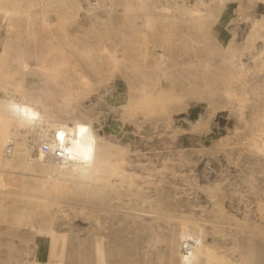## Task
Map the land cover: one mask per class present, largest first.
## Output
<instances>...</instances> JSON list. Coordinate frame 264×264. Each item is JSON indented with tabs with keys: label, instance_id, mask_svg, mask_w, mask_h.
<instances>
[{
	"label": "rangeland",
	"instance_id": "374dc122",
	"mask_svg": "<svg viewBox=\"0 0 264 264\" xmlns=\"http://www.w3.org/2000/svg\"><path fill=\"white\" fill-rule=\"evenodd\" d=\"M1 1L4 9L28 6L27 0ZM135 3L131 13L113 15L117 25L126 22L127 38L93 30L86 11L92 5L82 4L78 17L67 19L57 41L72 55L74 76L83 84L67 82V75L46 76L32 61L29 69L21 65L17 50L38 54L54 40L43 31L41 12L34 18L39 32L28 31L23 21L11 47L0 36L5 50L0 57V131L13 132L7 144L0 137V158L12 160L10 167L0 166V264H180L179 233L185 225L205 241L207 264H264V116L256 113L264 108V26L245 45L252 21L264 17V0L214 3L208 11L213 8L219 22L207 17L206 35L198 42L182 36L162 41L140 9L151 1ZM54 9L52 4L44 8L56 20ZM115 44L127 45L143 71L125 65L112 69L109 56ZM163 51L168 59L162 66L170 76L157 81ZM243 96L247 103L241 102ZM27 105L37 116L24 114ZM77 119L91 121L103 138L100 172L107 176L121 158L126 172L110 177L103 195L97 192L102 181L88 192L86 184L66 178L56 179L49 193L39 191L43 180L38 174L47 168L37 164L38 153H31L28 141L50 136L56 122ZM10 143L16 151L6 153ZM24 174L28 181L20 182ZM41 226L50 233L45 235Z\"/></svg>",
	"mask_w": 264,
	"mask_h": 264
},
{
	"label": "bare ground",
	"instance_id": "6f19581e",
	"mask_svg": "<svg viewBox=\"0 0 264 264\" xmlns=\"http://www.w3.org/2000/svg\"><path fill=\"white\" fill-rule=\"evenodd\" d=\"M27 1H28L27 8L24 9V7L22 6V8L24 10L17 9L18 7L17 8H12V9H4V8L0 7V26H1L0 27V36L2 35L1 37H4L5 44H7L10 47L13 45V43L15 41L14 40V36H15L14 32H15L16 26H17V24H23V21H24L25 26H26L25 28H27L28 31H31L32 29H35V32H39V30H41V28L40 27L36 28V25L38 23H36L34 21V18H35V15H39L40 12H41V14H42L41 17H40V22L41 23L40 22L39 23L43 25L44 33L46 35H50L51 37H54V40L53 41H49V40H52V39H49L48 40L49 42L47 44L46 49L45 50H40V52L38 54H34V53L33 54H27L25 48H21L20 50L16 49L18 51V53L20 51L19 61H20L21 65L24 66V67H28V69H29L28 65L32 61V62H34L35 66H36V69L39 72L44 73L46 76H50L53 79H60L61 77H63V75H67V78H66V79H68V81L66 80L67 82L74 83L75 81H77V82L83 84L84 81L82 82V80H80V79H78L77 77L74 76V73L76 72V64L72 61L73 59H71L72 55L70 54L71 55L70 56L68 53H66L65 49H63L60 46L61 43L59 44V42L57 41L58 34L61 31L65 32V30H66L65 27H66L67 19H69V17H71L73 19H74V17H78L81 9L83 8L82 7V3L80 2V0H49L48 2H45V0H27ZM135 1H138V2L141 1L142 2L143 0H102L97 6H95V5L98 2L96 4H94V5H92L93 9L90 10V8H89V10H86V11L88 12V16L89 17L88 16L87 17L89 18L91 26H92V28H94L93 30L97 29V30H99V32H103L105 34H113L114 33V35H115V33L119 32L123 37H126V38L129 37V35L131 33L129 34L127 29L124 28V26L125 27L127 26L126 22L125 23H120L119 25H117L115 23L114 19H113V15L116 14V13H119V12L121 14H125L127 12L131 13V11H133L135 9V7H136L137 3H135ZM147 1H151V4L149 6H146L145 4L141 5L140 9L146 14V17H147L146 25H150L151 24V26L149 28L152 31V33L157 34V35L160 36L158 38H161V40H162V38H164L168 42L170 39H175L176 41H178L177 39L180 36H182V37H186L187 42L190 41V40H196L198 42V39L200 37H202V36H205L206 32H207V28L205 26V21L204 20H206L207 17H211V20H213L214 22H219V19H220L219 16L215 15V12L212 11L213 8L211 10L209 9V11H208V8L209 7L211 8V6L214 3H219L218 6L225 5L229 0H194L193 2H191V3H194V5L193 6L191 5V7H189V8H186V7H183V6L185 4H191V3L180 2V1H175V0H147ZM2 2L3 1H1L0 4ZM182 3H184V5ZM49 4H52L55 7L54 14L56 15V20L52 19L51 15L49 13H46L45 10H44V8L46 6H48ZM239 4H240V2H239ZM18 5H20V4H18ZM120 9H121V11H119ZM47 10L49 11V9H47ZM261 26H264V17L263 18H256V19H254L252 21V28L249 30V34L247 36V43H245V45L249 44L252 40H254L257 36H259V30H260L259 28ZM25 28H24V30H26ZM18 33H20V30H19ZM132 37H133V35H132ZM195 37L197 39H195ZM126 38H123V39H126ZM46 39H48V38H46ZM27 40H28V38H27ZM109 42H111V41H109ZM132 43H133V41H132ZM107 44H108V42H107ZM119 44H115L114 47H112L113 49H112V51H110V56H109V54L105 53V54H107V56L110 57V62H111L112 69L113 68H117V67H119L121 65H125V67H129V68L134 69L135 72L136 71H143L145 66H143L140 63H138L136 61L134 55H131L129 53V50H128L129 47L127 45L126 46L125 45L118 46ZM124 44H125V42H124ZM22 45L24 47V44H22ZM22 45H21V47H22ZM135 46H133V47L135 48ZM248 46L249 45H247L246 47H248ZM105 47L106 46H104V49H105ZM33 49H34V47H33ZM35 49H34V51H35ZM173 52H175V51H173ZM4 53H5V50L3 49L2 44L0 42V57H1V59L4 56ZM166 53L167 52L164 53V51L161 53V55H160L161 56L160 64L158 65V67H156V68H159L158 76H155L157 81L160 80L159 77L164 78V80L165 79L168 80V75L170 76V74H167L168 70L166 69L167 70L166 71L165 68H163L164 66H162L163 63L166 61V59H168ZM105 54H104V56H105ZM135 54H136V52H135ZM6 59H4V60H6ZM9 59H11V58H9ZM7 63H9V62H7ZM207 65L208 64L206 63V66ZM151 66H153V65H151ZM188 66H189V63H188ZM4 67H6V66H4ZM153 68L154 67H152V69ZM67 69H69V70H67ZM188 69H189V67H188ZM148 79H149V77H148ZM195 79L197 80L196 77H195ZM128 83H130V82H128ZM184 85H185V83H184ZM80 87H84V86H64V90H67V89L71 90L73 88L80 89ZM152 87H153V85H152ZM39 88H40V86H39ZM241 89H242V87H241ZM61 91H62V89H61ZM62 92H61V94H62ZM158 95H159V93H158ZM141 96H143V95H141ZM239 98H240V96H239ZM247 99H248V97H246V96L244 97L243 96L241 98V102L246 101V103H247L248 102ZM19 100H20V97H19ZM238 102H240V101H238ZM12 105H13V103H12ZM260 109H261V107H260ZM18 113H19V111H18ZM256 113L258 115H260V116H264V108L261 111H259V112L256 111ZM24 114H27L30 117V119H32L33 117L37 116V110L34 109L33 107L27 105V106H25V113ZM24 119H26V118H24ZM52 126H53V128L55 130H53V131L50 130V134H51L50 136H48V137H43V136L35 137V138L29 140L28 143H27V147L31 150V153L33 155L37 156V153H38V158H37L38 162H37V164L47 168V171H43V172L38 174L39 178L43 180V181L41 180L42 183L40 182L41 183L40 188L38 187L39 191L41 189H44L45 193H49V186L52 185L56 179L66 178L68 180V182H72L74 185L86 184L87 188H88L87 189L88 192L93 191L92 189L94 187V183L95 182L102 181L103 182V184H102L103 186L101 185L102 187H100L99 190H97V192L100 195H103L105 193V190H106V187H107L108 183H110L109 182L110 177H113L116 173H118V174L120 173L121 175H124L123 173L126 172V169L124 168V165H125V159L124 158H121L120 160L113 159V160H116V161H113L112 166H111V170H110L111 172L110 173L108 172L109 174L107 176L106 175L104 176L100 172V171H102L101 168H100V165H103L105 162L103 161V159L99 158L98 146H99V142L101 140H103V138L96 132V130L94 129L91 121L81 120V119L74 120L72 123L61 122L60 121V122L54 123ZM112 126L117 131H121V127L119 126L118 122L113 121V125ZM0 133H1V131H0ZM2 133H3V135L2 136L0 135V137L2 139V143H6V144L9 143L12 140L13 132L12 131H8L7 128H4L2 130ZM16 146H17V144H16ZM44 146L47 147L46 150L44 149ZM14 150H15V145L13 143H10L4 149V151L6 153H11ZM28 164H30V163H28ZM11 165H12V160L9 159L8 157L0 158V166L1 167H5L6 168V167H10ZM29 167H30V165H29ZM27 169H29V168H27ZM4 175H6V174H4ZM8 175H11V174H8ZM132 176H133V174L131 175V178H132ZM4 177L6 178V176H4ZM11 177L12 176H10V178ZM27 177L28 176H26L24 174L21 177H19V181L20 182H23V181L25 182L27 180ZM17 179H18V177H17ZM129 179H130V177H129ZM121 182H122V180H121ZM129 182H127L126 184H128ZM111 183H113V182H111ZM0 184L2 185V183H0ZM35 187H36V184H35ZM26 188H29V186L26 187ZM123 188H124V185H123ZM10 189H11V187H10ZM91 199H93V198L91 197ZM36 202L38 203V201H36ZM45 207L48 208V207H50V205L49 204H45ZM13 220H14V218H13ZM19 220H20V216H17V221H19ZM190 226L192 227V225H190ZM41 227H42L45 235L50 233V228H48L46 226H41ZM51 231H53V230H51ZM194 232L191 230L189 225L183 226L182 229H181V232L179 233L180 234V240L183 241V240H185L187 238H194L196 236L194 234ZM53 233H54V231H53ZM47 236H49V235H47ZM52 236H51V238H53ZM171 237H172V235H171ZM171 241H173V240H171ZM204 242L201 240V242L198 243L195 246L194 250L192 251V256H193V254H195V257H194L193 260L191 258L189 260L181 259L180 264H207L208 261H209V257L207 255L209 253H207V255L204 254V250H206V248H204L205 247ZM173 252H174V250H173ZM179 255H181V253ZM221 259H220V261H221ZM222 261H225V260H222ZM222 263H224V262H222Z\"/></svg>",
	"mask_w": 264,
	"mask_h": 264
},
{
	"label": "built area",
	"instance_id": "2783aa9c",
	"mask_svg": "<svg viewBox=\"0 0 264 264\" xmlns=\"http://www.w3.org/2000/svg\"><path fill=\"white\" fill-rule=\"evenodd\" d=\"M99 0H80V2L85 6L94 5ZM180 2H193L194 0H175ZM44 149L46 150L47 147L44 146ZM201 236H195L194 238H187L182 241L181 247H180V253L181 258L183 260H189L192 257V251L195 248V246L201 242Z\"/></svg>",
	"mask_w": 264,
	"mask_h": 264
}]
</instances>
